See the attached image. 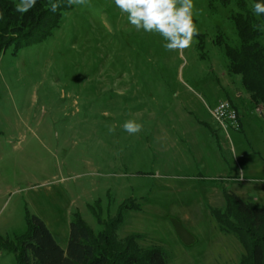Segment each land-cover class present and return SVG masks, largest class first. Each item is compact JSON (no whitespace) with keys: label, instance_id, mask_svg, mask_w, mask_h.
<instances>
[{"label":"rangeland","instance_id":"374dc122","mask_svg":"<svg viewBox=\"0 0 264 264\" xmlns=\"http://www.w3.org/2000/svg\"><path fill=\"white\" fill-rule=\"evenodd\" d=\"M193 2L199 35L183 51L137 31L115 0H45L60 12L25 44L10 40L30 10L0 26V264H20L34 215L63 248L80 217L115 255L134 243L166 264L251 263L249 224L217 211L232 195L264 207V92L230 69L237 5ZM224 100L240 128L213 116ZM128 119L142 131H124Z\"/></svg>","mask_w":264,"mask_h":264},{"label":"trees","instance_id":"16d2710c","mask_svg":"<svg viewBox=\"0 0 264 264\" xmlns=\"http://www.w3.org/2000/svg\"><path fill=\"white\" fill-rule=\"evenodd\" d=\"M45 0H36L35 6L30 9V19H27V29L12 37L5 36L0 31V50L8 42L17 41L25 44L31 39H37L47 34L45 25L53 26L51 20L46 22L47 16L60 8L52 10V5L44 8ZM221 2L224 5L234 3L239 8L234 17L238 28L240 44L226 46L227 56L231 70L248 75L257 81L259 89L264 92V44L257 38L264 28V15L257 16L252 10V5L264 0H209L210 4ZM54 4V3H53ZM19 16L14 6L8 0H0V26L13 22V16ZM6 21V23H5ZM5 25V26H6ZM7 25V26H8ZM256 26H259L257 28ZM46 32V33H45ZM34 36V37H33ZM11 38V40H10ZM10 41H9V40ZM8 41V42H7ZM245 79V80H246ZM225 212L232 214L234 219L242 222V225L249 224V238L251 244V263L264 264V207L255 206L244 201L237 195L229 197L227 205L217 211L219 223L225 224ZM112 226V224H111ZM110 226V227H111ZM102 239V238H100ZM103 240V239H102ZM96 244L90 228L80 218L75 217L70 223V232L67 247L63 248L55 239L47 224L38 216H32L30 228L24 237L20 264H166V252L160 248H151L146 256H140L131 252L130 247H137L133 244H126L118 254L112 253L109 245L116 246V242L108 237ZM133 245V246H132ZM130 246V247H128ZM117 248V246H116ZM119 249V248H117Z\"/></svg>","mask_w":264,"mask_h":264},{"label":"clouds","instance_id":"9594fccd","mask_svg":"<svg viewBox=\"0 0 264 264\" xmlns=\"http://www.w3.org/2000/svg\"><path fill=\"white\" fill-rule=\"evenodd\" d=\"M36 0H20L16 10L27 12L35 6ZM69 5H87V0H68ZM179 4V6H177ZM116 7L126 14L129 24L137 31L143 30L163 37V47L168 51H183L199 35V28L194 24L195 5L193 0H115ZM58 5L53 4L54 11ZM255 15H264V2L252 5ZM259 28V26H256ZM124 131L136 135L143 129L137 119H128L122 125ZM108 132L114 133L115 126L109 125Z\"/></svg>","mask_w":264,"mask_h":264},{"label":"built area","instance_id":"2783aa9c","mask_svg":"<svg viewBox=\"0 0 264 264\" xmlns=\"http://www.w3.org/2000/svg\"><path fill=\"white\" fill-rule=\"evenodd\" d=\"M213 116L224 127L240 128V121L236 108L231 102L224 100L217 103L212 110Z\"/></svg>","mask_w":264,"mask_h":264}]
</instances>
